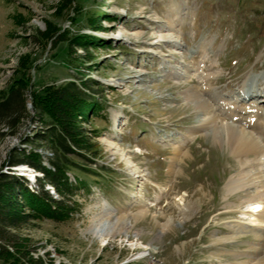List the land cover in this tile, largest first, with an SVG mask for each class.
<instances>
[{"label":"rangeland","instance_id":"rangeland-1","mask_svg":"<svg viewBox=\"0 0 264 264\" xmlns=\"http://www.w3.org/2000/svg\"><path fill=\"white\" fill-rule=\"evenodd\" d=\"M56 1L0 0V91L26 72L30 114L16 134L0 138V171H8L9 151L44 127L36 117V97L50 85L87 78L95 84L97 107L74 117L98 147L90 170L104 169L97 175L78 170L77 212L65 220L34 216L21 223L0 264H25L21 256L26 254L37 264L233 261L232 252L244 253L251 235L219 245L212 239L228 233L226 223H246L255 215L245 212L251 207L237 204L240 193L225 197V183L238 163L209 135H189L198 117L183 92L197 83L198 73H213L211 87L240 107L260 108L264 117V0H72L78 7L54 16ZM89 17L98 28L87 26ZM172 22L185 48L181 54L164 38ZM53 27L52 38L39 36L38 31ZM79 33L96 42L85 51L70 49ZM202 45L205 57L194 53ZM190 57L200 70L190 63L188 78H175V71L182 72L178 63L188 64ZM251 83L258 94L241 99ZM177 145L190 154L174 176L169 163ZM36 151L51 154L46 148ZM68 176L75 181L73 172ZM28 184L35 188L33 181ZM181 197L195 203L190 219L178 216ZM141 209L148 212L134 216ZM31 212L23 205L18 209L19 214ZM170 216L173 221L162 229ZM121 217L126 228L105 243L89 232L93 222L109 226Z\"/></svg>","mask_w":264,"mask_h":264},{"label":"trees","instance_id":"trees-1","mask_svg":"<svg viewBox=\"0 0 264 264\" xmlns=\"http://www.w3.org/2000/svg\"><path fill=\"white\" fill-rule=\"evenodd\" d=\"M71 1L57 0L52 7L53 15H61L65 10L78 7L75 3L72 7ZM87 26L98 28L93 26L91 17ZM56 31L57 28L53 27L38 33L46 39L52 38ZM93 38L85 33L76 34L70 49L82 48L85 51L88 45L96 42ZM94 85L89 78L69 80L59 85H50L43 96L36 97H39L36 102V117L44 127L23 138V146L9 151L4 161L8 171H0V258H5L9 252L8 246L13 245L15 236L13 230L20 228L21 223L33 219L34 216L65 220L77 212L79 203L74 197L82 185V180L76 173L78 170L97 175L98 171L104 169L99 166L96 171L90 170V162L98 156V147L93 139L87 138L79 119L74 117L75 114L85 117L86 114L94 113L97 107L93 100L96 92ZM26 88V72H21L6 90L0 91V138L16 134L21 123L30 117L26 106ZM38 148L49 149L51 154L44 157L36 151ZM19 165H26L30 170L40 173L33 181L35 188L28 186L27 177L16 174L12 169ZM69 172H73L75 181L69 179ZM47 185L52 192L45 188ZM22 205L31 208L33 212L19 214L18 209ZM21 262L37 264L31 254L21 256Z\"/></svg>","mask_w":264,"mask_h":264},{"label":"bare ground","instance_id":"bare-ground-1","mask_svg":"<svg viewBox=\"0 0 264 264\" xmlns=\"http://www.w3.org/2000/svg\"><path fill=\"white\" fill-rule=\"evenodd\" d=\"M165 37L166 43L169 44L174 53L181 54L184 52L185 48L179 40L180 34L175 30L173 22L170 24L168 34L164 36V38ZM205 47L206 45H202L200 50L194 53L205 57L202 52L206 51ZM190 59L188 64L185 62L182 64L178 63L179 68L182 67V72L179 73L175 71V78L182 80L188 78L190 63L192 66L196 67V71L200 70L194 57H190ZM212 75L213 73H198L197 83L190 84L186 91L183 92L185 100L190 106H193L198 117L196 124L189 131V135H209L219 145L225 146L236 158L238 167L225 183V197L229 199V196L240 193L237 204H246V206L251 207V210L247 209L245 212H250L252 215H255L246 223H226L225 226L228 233L224 236L213 237L212 240L215 244L219 245L234 241L242 235L250 234L253 240L250 246L244 253L241 250H234L231 254L234 260L229 261L228 264H264L263 113L258 107H240L236 102L230 101L227 97L221 95L214 87H211L210 80ZM255 94H258V90H256L252 83L247 84V90L241 93L240 98L242 99L243 97V100L249 99L252 98V96H256ZM260 100V102L264 103V96H262ZM189 154L190 151L183 148L181 145L175 147V157H173L169 163V171L174 176L182 171L180 163L184 161V158ZM20 168L22 167L18 166L12 169L16 171V174L20 173V170L24 172L27 170L26 172L31 175L32 170L28 169L26 166L25 168ZM172 189L173 185H169L168 190ZM179 200L181 202L176 203L178 216H181L180 219L182 220L190 219L196 209L195 203L190 200L188 201L185 197H181ZM229 204V202L226 203V205ZM147 212V210L141 209L136 215H134L135 213L133 215L140 217L144 216ZM173 219V216H170L169 219L162 224V229L166 228ZM116 220V224L112 223L109 226L104 222H93L90 225L89 232L102 243H105L111 237L122 233L125 218H116Z\"/></svg>","mask_w":264,"mask_h":264},{"label":"water","instance_id":"water-1","mask_svg":"<svg viewBox=\"0 0 264 264\" xmlns=\"http://www.w3.org/2000/svg\"><path fill=\"white\" fill-rule=\"evenodd\" d=\"M22 168H23V166H21ZM22 168H20V169H22ZM24 168H25V166H24Z\"/></svg>","mask_w":264,"mask_h":264}]
</instances>
